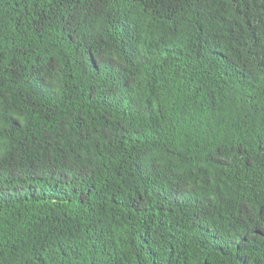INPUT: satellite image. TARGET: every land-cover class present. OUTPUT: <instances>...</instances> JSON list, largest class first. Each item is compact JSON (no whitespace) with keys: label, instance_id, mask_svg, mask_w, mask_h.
<instances>
[{"label":"trees","instance_id":"trees-1","mask_svg":"<svg viewBox=\"0 0 264 264\" xmlns=\"http://www.w3.org/2000/svg\"><path fill=\"white\" fill-rule=\"evenodd\" d=\"M0 264H264V0H0Z\"/></svg>","mask_w":264,"mask_h":264}]
</instances>
